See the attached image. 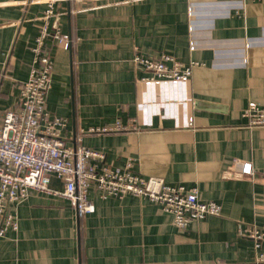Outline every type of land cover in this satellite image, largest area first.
Segmentation results:
<instances>
[{"label":"crops","instance_id":"1","mask_svg":"<svg viewBox=\"0 0 264 264\" xmlns=\"http://www.w3.org/2000/svg\"><path fill=\"white\" fill-rule=\"evenodd\" d=\"M45 9L44 0H0V123L18 107L39 27L55 25L70 38L67 50L45 40V107L64 120L61 140L99 152L96 171L131 161L142 178L195 186L199 200L221 209L177 229L146 198L102 200L90 188L94 211L77 218L66 199L29 191L5 208L18 228L0 237V264L253 260L252 240L238 230L264 231V127H246L242 112L248 101L264 106V0H70L53 3L44 20ZM134 52L197 64L187 84L146 87ZM115 121L124 129L88 132ZM233 160L250 162L252 174L227 172ZM49 187L58 191L61 181L51 177Z\"/></svg>","mask_w":264,"mask_h":264},{"label":"built area","instance_id":"2","mask_svg":"<svg viewBox=\"0 0 264 264\" xmlns=\"http://www.w3.org/2000/svg\"><path fill=\"white\" fill-rule=\"evenodd\" d=\"M59 1L70 0H44L46 9L41 18L45 20L51 16L53 3ZM190 10L191 6L188 8L189 14ZM47 37L55 39L64 50L69 48L70 38L61 33L57 26L49 29L45 22L39 27L30 49L32 65L27 79L18 90V107L16 110H6L0 123V237L18 228L16 218L7 215L5 208L24 200L29 191L66 199L75 210L77 218L94 211L88 197L90 188L102 200L127 195L146 198L170 213L171 223L177 229L185 228L207 216L219 215L220 205L214 201L199 200L195 186H170L156 177L142 178L131 170V161L126 162L119 171L105 166L96 171L91 162L102 158L99 152L81 144L66 145L61 140L59 133L65 125L64 120L50 115L45 107L52 74V59L45 49ZM193 48L194 44L190 40L188 49L191 51ZM133 54L132 63L147 72L146 76L139 79L140 84L146 87L187 84L191 68L197 64L191 61L183 65L167 54L157 58L137 52ZM242 117L246 119L248 128L264 127V106L248 101ZM123 129L115 121L108 126L91 128L88 132L108 133ZM226 170L243 176L252 174L251 164L247 161L233 160ZM51 177L61 181L60 190L55 191L49 187ZM238 232L251 238L255 257L248 263L231 264H264V231L255 226H247ZM209 264L229 263L214 261Z\"/></svg>","mask_w":264,"mask_h":264}]
</instances>
